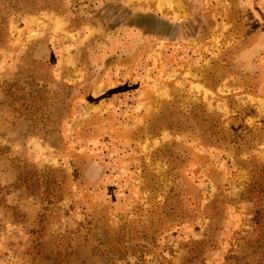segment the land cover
<instances>
[{
  "label": "rangeland",
  "instance_id": "obj_1",
  "mask_svg": "<svg viewBox=\"0 0 264 264\" xmlns=\"http://www.w3.org/2000/svg\"><path fill=\"white\" fill-rule=\"evenodd\" d=\"M135 1L0 0V264H264V0Z\"/></svg>",
  "mask_w": 264,
  "mask_h": 264
},
{
  "label": "crops",
  "instance_id": "obj_2",
  "mask_svg": "<svg viewBox=\"0 0 264 264\" xmlns=\"http://www.w3.org/2000/svg\"><path fill=\"white\" fill-rule=\"evenodd\" d=\"M188 2V0H185L184 2L183 0H137L135 1V4L142 6L139 12L143 14L159 15L165 17L174 24H180V22L186 21L190 17L189 14L192 12ZM203 5L204 4L202 3V6ZM176 26L178 27V25ZM228 26L229 25H227V27ZM162 91L163 94H166V91Z\"/></svg>",
  "mask_w": 264,
  "mask_h": 264
}]
</instances>
